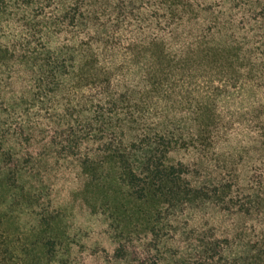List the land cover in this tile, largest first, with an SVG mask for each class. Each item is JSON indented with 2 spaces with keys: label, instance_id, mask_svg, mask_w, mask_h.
Returning <instances> with one entry per match:
<instances>
[{
  "label": "trees",
  "instance_id": "trees-1",
  "mask_svg": "<svg viewBox=\"0 0 264 264\" xmlns=\"http://www.w3.org/2000/svg\"><path fill=\"white\" fill-rule=\"evenodd\" d=\"M188 71L204 95L173 86ZM67 168L93 264H264V0H0V264L69 263ZM212 202L243 214L245 255L181 230Z\"/></svg>",
  "mask_w": 264,
  "mask_h": 264
},
{
  "label": "rangeland",
  "instance_id": "rangeland-1",
  "mask_svg": "<svg viewBox=\"0 0 264 264\" xmlns=\"http://www.w3.org/2000/svg\"><path fill=\"white\" fill-rule=\"evenodd\" d=\"M173 86L176 89L189 90L192 93L204 95L208 83L204 75L188 71L175 80ZM174 154L176 159L189 164L193 157H195V153L190 150ZM200 156L203 158L205 169L199 171L200 177H205V175L207 177L208 174L216 175L217 164H220L216 158L213 155L207 158L202 152ZM50 181L53 184L51 196L53 205L60 207L64 211L63 223L74 242L67 261L70 264H87L92 260H97L100 255L94 256L93 254L97 250L93 249L99 236L94 231L98 218L95 214L89 213L81 204L72 200L71 194L76 187L74 170L71 168H67V170L62 169L58 177L51 178ZM245 197L247 200H257V195L254 192H246ZM178 223L182 231L194 230L213 235L219 239H236V243L232 245V249L228 255L233 253L235 256H243L246 253L245 241L243 242L240 237L244 216L237 210L225 211L221 209V205L213 202L196 203L185 208L184 213L178 217ZM242 239L244 240L243 236ZM102 260L100 259V261ZM100 261H96L97 263L95 264H106V262ZM93 262L90 264H93Z\"/></svg>",
  "mask_w": 264,
  "mask_h": 264
}]
</instances>
